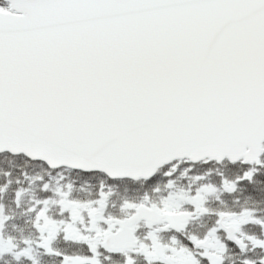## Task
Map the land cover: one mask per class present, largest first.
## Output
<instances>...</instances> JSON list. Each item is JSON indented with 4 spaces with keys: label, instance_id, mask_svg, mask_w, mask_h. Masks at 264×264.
<instances>
[{
    "label": "snow or ice",
    "instance_id": "snow-or-ice-1",
    "mask_svg": "<svg viewBox=\"0 0 264 264\" xmlns=\"http://www.w3.org/2000/svg\"><path fill=\"white\" fill-rule=\"evenodd\" d=\"M0 264H264V0H0Z\"/></svg>",
    "mask_w": 264,
    "mask_h": 264
}]
</instances>
